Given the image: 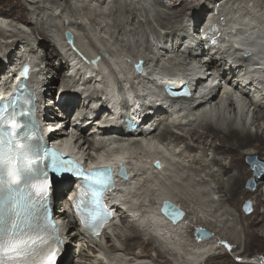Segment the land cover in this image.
<instances>
[{"label": "bare ground", "instance_id": "obj_1", "mask_svg": "<svg viewBox=\"0 0 264 264\" xmlns=\"http://www.w3.org/2000/svg\"><path fill=\"white\" fill-rule=\"evenodd\" d=\"M87 1L103 8L108 1L115 0H85L84 2ZM129 1H132V4L130 3L131 11L140 15V18H134L132 23L128 20H122V8H117L116 5L111 4L106 18L109 19L111 16V19L115 18L121 24L126 25L124 28L116 29L118 35L110 41L111 43L103 35V32H110L108 31L111 29L108 24L109 21L102 24L104 21L101 20V15L93 18V20L88 18L83 21L78 16L80 13L76 12L71 0H24L26 9L31 13V17L26 22L22 20L19 22L18 19H15L16 14H11V18H9L10 16L7 17L0 13V36L2 37L0 39V52H2L1 47L3 48L6 44L4 46L5 52L0 55V97L7 93L10 95L13 87L17 85L15 80L19 77L18 73L21 66L29 63L31 65L30 71H35V75L32 73L29 78L32 82V88L35 90L42 88L45 93L46 102L43 111L51 119L46 120V123H50L54 127V132L51 134L52 138L63 141L69 138L75 147L90 156H93L92 151L99 152L96 140H94L96 134L107 136L116 130L125 133V130L119 127L122 125L121 121L124 116L134 118L142 114L150 115L148 122L150 121L151 125L155 126L154 131L146 133L144 129H140L137 133H125L130 138H120L117 141L132 143L136 155H142L146 151H143L144 145L137 140V137L141 136H145L144 141L147 142L161 138L170 148H173L174 156L184 155L188 152L189 155H185V161L183 160L184 163L187 161L188 165L178 162L179 160L173 162V165L164 169L163 173L166 174V177L163 176L162 179L159 178L158 180L168 184V180H176L178 178L175 175L176 172L184 170L186 166L195 172H206V175L213 178L219 192L222 193L221 197H226V200L230 201L229 203L240 209V205L245 199L253 196L245 187V182L252 175V168L249 170L246 166V157L253 154L264 157V0H190L189 3L192 4V7L189 9L191 10H186L188 0H171V7H169V1L166 0ZM26 2L31 4L28 5ZM48 2L57 7L49 5ZM219 3L222 5L225 14L220 15L224 18L221 19L220 17L218 22L223 23L225 19V23L222 25L227 24L229 26L228 32L231 34V38L222 47H215L216 45H211V40L205 39L204 31L200 32L196 29V23L201 24L209 13L215 12ZM58 8H61V12ZM0 12L2 11L0 10ZM5 13L9 15L8 12ZM104 13L106 12L99 11V14ZM58 18L67 19L64 21L65 23H60L62 24L60 25L56 21ZM186 19H188V23L185 24ZM136 20L138 21L136 22ZM192 20L193 23L190 24ZM89 24L94 29L93 34H96L97 38H101L98 40L102 44L96 42V39L94 41L92 39L94 36L92 38L90 36L92 33L87 32ZM131 25L137 26L138 36L134 34ZM114 27L112 29H115ZM66 30L73 32L75 36L73 44H69L65 39ZM128 30L132 33L131 35L125 32ZM212 30L208 29L207 32L210 33ZM110 38H113V34H110ZM82 40L90 42L91 47L94 46V49L90 48L88 58L83 57L84 53L81 51L83 49L78 46ZM52 42L55 43L53 46L50 45ZM96 43L100 46L96 47ZM101 49H106L109 55L105 56ZM244 50L253 54H249V58H244ZM45 51L47 52L45 53ZM201 51L204 52V55L199 54ZM97 58L99 62L93 63V59ZM85 60L89 63L86 64ZM137 60H142L143 63V71L138 75L134 72L131 64ZM76 69L78 72H83L81 74L88 80L89 77L93 79L90 88H94L96 91L87 96H83L84 93L79 94V90L75 93L74 89L79 88L77 86L73 88L72 84L75 85L78 82L72 80L68 74L73 75ZM101 69L107 71L108 75L104 76L101 72L99 73ZM115 69L119 71L122 77L130 78L131 86L141 88V92L135 91V94H131L133 99H139L140 109H135L133 105L124 100L125 94H123L120 77ZM215 69L222 72L221 76L230 86L216 87L213 82L217 78H212L214 81H211L210 87L203 89L197 98L191 97L185 101H176L177 124L174 126L179 128L181 132L173 130L166 122L168 106L165 104L168 101L165 100L160 84L167 82V80L174 87H178L180 82L184 80L195 84L204 79L207 72ZM207 77L211 78V74H207ZM60 78L62 81L61 84H57V87L59 90L63 87L64 89L61 94H57L58 92H55L54 87ZM113 80H116L118 84H116L117 88L114 89L113 94L110 93V95L112 94L115 99L120 96L121 121L115 125L116 130L114 131L106 128L96 131L97 122L101 120V118L98 120L96 118L102 113H108L112 107L111 105L108 107L106 103L109 90L104 87L108 84L111 88ZM85 83V80L80 79L78 84L82 87ZM6 87L7 90L3 92ZM55 94L57 96L54 97ZM52 96L53 98H51ZM113 97L110 98L113 99ZM159 101L162 106L157 108L156 103ZM98 105L102 106L99 107ZM40 107H42V101H40ZM75 110H78L76 118L75 114H71ZM151 114H153L152 117ZM61 116L64 117V120ZM237 118L239 121H236ZM239 122L241 125L238 124ZM60 125L62 128L58 129ZM257 139L260 140V147L254 148L252 144ZM87 145H89V151ZM181 147L184 149L180 150ZM199 150L203 155L194 154ZM210 151L213 153L211 157ZM174 158L177 160L176 157ZM178 159L180 158L178 157ZM228 159L229 161H227ZM198 164L202 167H194ZM248 165L251 167L249 163ZM137 179H141V177ZM260 184H264L263 178ZM59 186L54 187L55 193H59ZM167 186L166 191L171 193ZM150 190L147 191L146 187L145 189L141 188L143 198H147L146 193H148L149 200L153 203L155 202V192L153 189ZM254 197L257 202L254 203L253 212L249 214L241 212L239 214L241 220L247 222L244 227L245 233L251 227H255L257 232L263 229L260 226L264 224V199L257 193L254 194ZM222 198L221 200H223ZM57 199H62V194H58ZM181 199L175 201L179 204L183 200ZM64 201H61L62 208L56 213L67 222L69 244L60 264H74L73 257L76 254L80 259H75L78 261L75 264H88L89 260H92L91 264H108L103 260L96 262L97 255L102 254L101 251L95 249L93 253H89L83 249L84 246L79 242L86 237L79 235L75 230L74 221H69L71 214L66 208L68 203ZM185 212L188 213L182 218V221L188 218V214H192L191 210ZM119 216L123 227L119 232H114V236L118 237L117 239L124 237L125 240L130 241L125 249L129 253L133 250L131 254L137 260H144L147 255L155 262L157 261L158 264L176 263L165 259V252L169 249L164 248V242L157 234L159 228L154 227L148 217L140 220V224L135 221V214L130 216L125 211L120 210ZM193 221L195 222V219ZM196 225L205 226V223L199 222ZM182 226L180 225L178 228L183 229ZM188 226L192 237L191 246L197 254H193L194 257L195 255L196 257H204L197 264H202L205 258H207L205 264H216V262H211L212 258L221 254L226 255L227 252L224 253L223 250L219 253L215 250L224 245L219 243L217 246L218 239L216 237L200 244L194 235V226L192 224H188ZM125 228L132 230L133 234L126 236ZM142 233L150 237L144 240ZM173 234L177 235L178 233L173 232ZM81 237L83 238L81 239ZM107 238L109 239L108 242L112 241L111 235H108ZM155 240L159 242L158 245H155L157 243H154ZM253 240L255 241L254 236L245 241L247 253L253 248L251 245ZM93 241L97 242L98 240L93 238ZM232 243L237 242L233 240L230 245H233ZM257 245L260 246V243ZM118 246L112 241L106 247L115 253L122 249ZM76 247L80 250H76ZM149 247L155 251L154 254H150ZM237 247L238 245L235 248ZM102 249L104 248L102 247ZM96 253L98 254L96 255ZM181 259L182 264H195V260H193L195 258L190 260L183 255ZM134 261L135 259L130 260V262ZM225 262L229 264L230 259L225 258ZM240 262L234 264H252L250 261Z\"/></svg>", "mask_w": 264, "mask_h": 264}, {"label": "rangeland", "instance_id": "obj_2", "mask_svg": "<svg viewBox=\"0 0 264 264\" xmlns=\"http://www.w3.org/2000/svg\"><path fill=\"white\" fill-rule=\"evenodd\" d=\"M71 1L73 3V6L76 8V12L80 13V15H78V16H80L81 19H83V21L87 20L88 18H91L93 20V18H95V17H100V15L102 17L101 20L104 21L102 24H105L106 21H109L108 24H109L111 29H109V30L107 29V30L110 32L109 33L103 32V35L105 36V38L109 42L111 40H113L118 35V34H116L117 33L116 29L126 27V25L121 24V22L117 21L115 18L111 19V16H109V19L106 18V17H108L107 11L109 10V7L111 4L116 5L117 8H122V13H121V14H123L122 20H128V22L132 23L134 18H140V15H137L136 13H133L131 11L132 1H129V0H115L112 2L108 1L107 4L104 5L103 8L101 6L100 7L97 6V4H95V3L91 4L90 2L88 3V1L84 2L85 0H82L81 2H80V0H71ZM166 1H169V7H171V5H170L171 0H166ZM189 1L190 0H188L186 10H191L189 8L192 7V4H190ZM26 3L28 5L31 4L28 2H26ZM48 3H49V5H55V4L50 3V2H48ZM81 5H83V6H81ZM53 7L56 8L57 6L55 5ZM84 8H86V9H84ZM0 10L2 11L0 13H3L7 17L10 16L11 14H16L18 18L16 17L15 19H18L19 22H22V21L26 22L31 17V13H29V11L26 9V7L24 5V0H0ZM58 10H59V12H61V8H58ZM101 10L106 12V13L99 14V11H101ZM5 12H8L9 15H7ZM9 18H11V16ZM62 18H64V16H62ZM62 18H58V20H56L57 23L58 22H59V24L63 23L67 19V18H65V20H63ZM137 21L138 20H136V22ZM60 25H62V24H60ZM114 25H115V27H114ZM131 26H132L134 34L138 36L137 26L136 25H131ZM113 27L115 29H112ZM87 32L92 33V34L90 33L91 34L90 36H91V38L94 36V38H92L94 41L96 39L97 40L96 42H100V40H98V39H101V38L100 37L97 38L98 36L96 34H93L94 29H93L92 25H90V24L88 25ZM125 32H128V34H130V35L132 34L129 30L125 31ZM95 33H96V31H95ZM110 34H113L112 39L110 38ZM0 39H2L1 36H0ZM82 42H84V43L82 44ZM82 42L80 43L81 45L77 42V45L79 44L78 46H80V48L82 47L81 49H83V50H81V49L80 50L84 53L83 54L84 57L88 58L89 54H90L89 52L91 51V49H94V46L91 47L90 42H85L83 40H82ZM53 44H55V43L52 42L50 45L53 46ZM87 44H90V45H87ZM100 44H102V42H100ZM100 44L96 43V47H99ZM82 45H85V46H82ZM4 46H3V48L1 47L2 52H0L1 53L0 55H2V53L5 52L6 48ZM76 48H78V47L76 46ZM101 50H102V52L106 51V49L105 50L101 49ZM46 52L47 51H45V53ZM106 53H107V51H106ZM107 55H109V54L107 53L106 56ZM54 56H56V55H54ZM2 63H3V60H2ZM0 65H1V61H0ZM61 81H62L61 78L58 79V81H56V84L54 87V90H56L55 92H60L59 88L57 87V84H61ZM62 118L64 120V117H62ZM70 130L71 129H69V131ZM174 130H179V132H181V130L179 128H174ZM252 146L254 148L260 147V140L259 139L255 140V142H253ZM88 147H89V145H87V149L89 151L90 149ZM85 148H86V146H85ZM182 149H184V147L180 148V150H182ZM210 153H212V152L210 151ZM194 154H196L197 156L203 155L200 150L195 152ZM185 155H189V153L186 152V153H184V155L178 154L177 156H174L177 158L176 162L179 160L178 162H180V163L182 162L183 164H186L187 161L184 163ZM211 156H213V153L210 155V157ZM178 157L180 159H178ZM182 157H183V159H181ZM260 158H264V157H260ZM227 161H229V159ZM245 163H246V166L248 167V169L250 170L251 167L248 165L247 161ZM188 164L189 163H187V165ZM194 167L201 168L202 166L200 164H198V165H194ZM207 170L210 171V169H207ZM178 171L179 172H176V174H175L176 176H178V178H176V180L175 179H173L171 181L168 180V184H166V185H168L167 187H168V189L171 190V193H172V195H174L175 199H177V200H180L181 198L183 199V200L181 199L182 202L179 203L182 206V209L184 211H190L191 210L192 214H188V218L186 219L185 222H183L184 224H183L182 228L184 229V234H185L184 240H185V242L183 243V246L181 249L182 253H181V251H179L178 255L174 256L175 254L173 253V251L166 250L167 252H165L166 253L165 259L170 260L173 263L176 262L175 264H182L181 258L183 255L186 256L187 258H190V260L195 258V259H193V260H195L194 261L195 264H197L198 262L203 260L204 257H201V256L196 257V255H197L195 252L196 250L191 246L192 237L190 236V228L188 226V224L194 225L196 223L201 222L202 224L205 223V227L208 228L209 230H211L212 233L214 234V237H216L218 239L217 244H216L217 246L219 243L224 244L222 246V248L215 249V250H217L218 253L221 250H223L224 253L227 252L226 255L221 254L220 256H216V258H212L211 262H216V264H227L225 262V258L228 257V259H230L229 264H234L235 262L241 263L240 261H245V262L250 261V263H252V264H264V246H262V245H264V240H263L264 239V224H262L260 226L261 228H263V229H261L260 232L255 231V227H251L245 233L244 227H245L247 222H243L240 218V215H239L241 212H243L244 214H249V213L253 212L254 203L256 204V202H257V199L254 197V194L257 193L264 199V189H263L264 184H260V183H262V181H260L256 185V187L253 188V190L247 188L246 187L247 181L245 182V187L250 191V194L251 193L253 194V196H250L247 199H245V201L240 205V209H238V208L234 207V205L232 203H229L230 201L226 200V197H224V198L221 197L222 193L219 192L216 183L213 181V178L206 175V172H200V173L195 172L193 169L191 170V168H189L187 166H186V168H184V170L182 169V170H178ZM177 173H178V175H177ZM251 174L253 175V170H252ZM164 176L166 177V175H164ZM177 179H178V181H177ZM227 194H229V193H227ZM221 198L223 200H221ZM185 199H187V200H185ZM248 201L251 202V210L249 212H246L244 210V205ZM64 202H66V201H64ZM186 213H188V212H186ZM194 219H195V222L193 221ZM120 222L121 221H118L119 224H120ZM122 227H123V223H122V226H116L112 233L114 234V232H116V233L119 232ZM125 230H126V236L133 234V231L130 230L129 228H125ZM254 232H255V234H254ZM256 234H258V235H256ZM253 236L255 237V241L253 240L254 242H252V244H251L253 248L250 250L249 253H247L246 252L247 247H246L245 241H248ZM112 237L114 239L113 241L117 245H119L118 247L122 248L120 251L114 253L112 250H109L107 248L104 249V251H103L100 249L99 245L94 243L92 245V247H90V248L86 247L85 248L86 252L88 251L90 253V252L95 251V249H96L97 251L98 250L103 251V253L99 257L104 256V257L108 258L111 253H114V255L120 260H125V259H129V258L137 260L133 256V254H131V253H133V250H131V253H129L125 249L127 244L130 241L125 240L124 237L122 239H117L118 237L116 238V236L114 237V235H112ZM148 237H150V236L142 233V238L144 240H147ZM82 238L83 237H81V239ZM247 238H248V240H247ZM107 240H109V239L105 238L102 240V242L105 246L107 245ZM227 240H230V241H227ZM233 240L237 243H235V244L232 243L233 245H230L231 242H233ZM110 242H112V241L110 240ZM132 242H134V241H132ZM76 243H78V242H76ZM79 243H82V241H80ZM154 243H156L155 245H158L159 242L157 240H155ZM258 243H260V246L257 245ZM228 245H230V246L228 247ZM236 245H238L237 248H235ZM215 248H216V246H215ZM148 250H149L150 254L155 253V251H152V247H149ZM193 254H196L195 257ZM239 254L241 256H238ZM75 259L79 260L80 258L76 256ZM75 259L73 262L74 264L78 262ZM206 260H207V258H205V261H203L202 264H205ZM138 261L139 262H145V264H158L157 261L155 262L150 257H147V255L144 258V260H138ZM91 263H92V260H89L88 264H91Z\"/></svg>", "mask_w": 264, "mask_h": 264}, {"label": "snow or ice", "instance_id": "obj_3", "mask_svg": "<svg viewBox=\"0 0 264 264\" xmlns=\"http://www.w3.org/2000/svg\"><path fill=\"white\" fill-rule=\"evenodd\" d=\"M186 94V93H181ZM19 149L20 151H17ZM25 149V145L17 142L15 148H5L0 140V173L7 171L11 181L19 179L21 171L30 168L35 160L31 158ZM3 184V178L0 176V186ZM52 187L51 180H45L36 186L39 193L48 194ZM16 211L15 219L10 227H4V218L0 212V256H21L26 254L32 245L41 239L38 235L46 224V217H36L28 213L26 209ZM36 230L37 234H31ZM103 259V257H101ZM0 264H7L6 261H0ZM40 264H57V249L50 250L40 261Z\"/></svg>", "mask_w": 264, "mask_h": 264}, {"label": "water", "instance_id": "obj_4", "mask_svg": "<svg viewBox=\"0 0 264 264\" xmlns=\"http://www.w3.org/2000/svg\"><path fill=\"white\" fill-rule=\"evenodd\" d=\"M64 34L68 43L71 44L74 42L75 37L71 30H66ZM28 68H29L28 66H24L23 75L25 76L28 75L27 73ZM246 160L251 165V168L253 170V176L249 178V180L247 181V186L253 189L256 187L257 183L262 181V178L264 180V158H260L258 155L253 154V155H247ZM247 206L248 207L250 206V202L247 203ZM169 207L176 210V213H172ZM162 212L167 216L171 217L173 221L180 220L185 216V211L179 208L178 205H176L171 201L164 202V205L162 206ZM196 233L200 238H207L210 236V232L207 229L201 227L197 228Z\"/></svg>", "mask_w": 264, "mask_h": 264}]
</instances>
